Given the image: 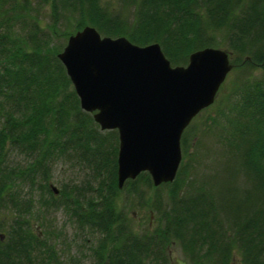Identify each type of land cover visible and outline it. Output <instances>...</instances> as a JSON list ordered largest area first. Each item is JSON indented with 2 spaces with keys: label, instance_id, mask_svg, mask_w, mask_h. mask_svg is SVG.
<instances>
[{
  "label": "trees",
  "instance_id": "obj_1",
  "mask_svg": "<svg viewBox=\"0 0 264 264\" xmlns=\"http://www.w3.org/2000/svg\"><path fill=\"white\" fill-rule=\"evenodd\" d=\"M115 1L116 9L103 0H0V212L13 211L0 218V264H63L50 231L33 226L44 227L52 209L97 235L90 264H169L172 244L184 264H231L235 253L241 264H264V0ZM45 5L44 30L38 12ZM86 26L138 46L157 43L172 66H186L191 53L207 47L230 54L233 78L209 107L218 104L202 123L194 153L188 140L197 134L196 119L183 132L172 183L154 187L141 173L118 188L117 132L103 133L80 109L57 58ZM204 140L214 151L200 155L211 161L202 176L197 151H207ZM8 150L29 161L8 167ZM68 154L90 168L95 196L85 198L79 188L53 193L50 162ZM23 183L40 192L37 212L32 199L20 196ZM120 194L140 208L148 199L158 224L134 230Z\"/></svg>",
  "mask_w": 264,
  "mask_h": 264
},
{
  "label": "water",
  "instance_id": "obj_2",
  "mask_svg": "<svg viewBox=\"0 0 264 264\" xmlns=\"http://www.w3.org/2000/svg\"><path fill=\"white\" fill-rule=\"evenodd\" d=\"M57 58L80 109L101 131L117 132L119 189L141 173L154 187L175 180L184 130L214 103L233 69L230 54L220 48L195 51L186 66L173 67L159 44L103 37L91 26L69 36Z\"/></svg>",
  "mask_w": 264,
  "mask_h": 264
},
{
  "label": "rangeland",
  "instance_id": "obj_3",
  "mask_svg": "<svg viewBox=\"0 0 264 264\" xmlns=\"http://www.w3.org/2000/svg\"><path fill=\"white\" fill-rule=\"evenodd\" d=\"M105 1L116 9L117 5L115 4V0H103V2ZM38 13L41 16L43 22L42 27H44L45 30L46 25H48L50 21L49 6H42ZM53 40L55 42L54 44L56 45L60 43L56 38H54ZM65 44L63 42L62 46H64ZM232 78L233 74H230L227 77L224 86L228 85L231 82ZM225 95H227L226 90H223V92L220 93V95L218 96L219 98L217 102L220 101V99ZM216 110H218V104H216L214 108L212 107L211 109L208 108L205 111H202L195 118L196 120L194 122V127L196 128L195 131H197V134L194 137H190L188 140V154L195 152L194 145L200 137V131L203 127L202 123H204V120L209 116V114L214 116V112ZM102 132L104 133L105 131ZM204 143L207 146V151L205 149H198V151L200 150L199 153H202L198 154L197 151L198 156L208 154L211 149H213L214 151V148H212L213 146H211V141L204 140ZM70 155L68 154L64 156H54L52 158V161L50 162V185H53L57 190L65 189L66 191H69L70 189L74 188H79L81 189V193L85 196V198L95 196L92 191V188L96 186V182L94 180L90 168L87 165L82 164L79 160L75 159V157ZM199 159L202 160L201 166L199 167V170L202 172V176L210 174L209 168L211 167V161L208 159L205 160L204 157L201 156L199 157ZM27 161H29L28 157L19 153V151L17 150L7 151L5 162L8 167H21L24 166ZM18 189L21 198H23L24 200L32 199V201L34 202V211L37 212L39 209L38 201L40 199V192L36 188H31L28 183L21 184ZM60 200L59 198H57V202ZM117 201L121 208H127L126 211L128 212V217L134 227V230H136L137 232L144 230L145 227H148V229H153V227L158 224L156 216H154L150 211L148 199L145 202L146 205L144 203V208H140L138 207V205L136 206L131 199H129V201H131L132 203L128 205L127 199L124 194H120ZM12 212V209H10L9 207L3 208L0 212V218L5 217L10 219L12 216ZM44 220V227L40 228L38 226V223L35 221L33 223V226L37 229L38 233L42 230L50 231V238H52L51 244L55 246L60 256V260L63 264H72V259H74V257H77L79 259L77 262L78 264H90L88 258V247H90V245L95 242L97 235H94V233L90 231L78 230L76 228V225L69 219V216L63 209L49 210L45 213ZM86 239H88L87 245L84 243ZM68 247L70 248L69 250ZM182 253L183 251H181V248L178 245L172 244L170 247L169 264H184V258ZM233 261L239 262L238 255L236 253L235 259Z\"/></svg>",
  "mask_w": 264,
  "mask_h": 264
}]
</instances>
